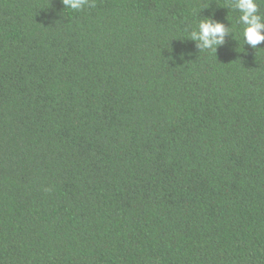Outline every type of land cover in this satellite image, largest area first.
I'll return each instance as SVG.
<instances>
[{"label":"trees","instance_id":"1","mask_svg":"<svg viewBox=\"0 0 264 264\" xmlns=\"http://www.w3.org/2000/svg\"><path fill=\"white\" fill-rule=\"evenodd\" d=\"M232 2L0 0V264H264V42Z\"/></svg>","mask_w":264,"mask_h":264},{"label":"clouds","instance_id":"2","mask_svg":"<svg viewBox=\"0 0 264 264\" xmlns=\"http://www.w3.org/2000/svg\"><path fill=\"white\" fill-rule=\"evenodd\" d=\"M90 3L91 0H62L64 8L73 11L81 10ZM232 7L240 13L239 23L244 26V44L257 49V46L264 42V17L259 14L257 0H233ZM230 33L229 27L224 23L205 18L199 22L197 29L190 33L189 40L195 43L199 51L212 50L216 53L217 49L225 44V37Z\"/></svg>","mask_w":264,"mask_h":264}]
</instances>
